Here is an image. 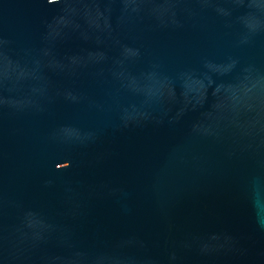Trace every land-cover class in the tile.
I'll return each mask as SVG.
<instances>
[{"label":"water","instance_id":"obj_1","mask_svg":"<svg viewBox=\"0 0 264 264\" xmlns=\"http://www.w3.org/2000/svg\"><path fill=\"white\" fill-rule=\"evenodd\" d=\"M0 264H264V0H0Z\"/></svg>","mask_w":264,"mask_h":264}]
</instances>
